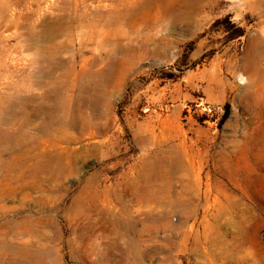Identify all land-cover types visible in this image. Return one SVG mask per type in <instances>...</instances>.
<instances>
[{
	"label": "rangeland",
	"instance_id": "obj_1",
	"mask_svg": "<svg viewBox=\"0 0 264 264\" xmlns=\"http://www.w3.org/2000/svg\"><path fill=\"white\" fill-rule=\"evenodd\" d=\"M100 1L0 0V264H264V0Z\"/></svg>",
	"mask_w": 264,
	"mask_h": 264
},
{
	"label": "bare ground",
	"instance_id": "obj_2",
	"mask_svg": "<svg viewBox=\"0 0 264 264\" xmlns=\"http://www.w3.org/2000/svg\"><path fill=\"white\" fill-rule=\"evenodd\" d=\"M74 1H77V0H74ZM83 1L85 2V0H82V2ZM132 2H133V0H101L100 4L101 3H105V8H104V10L100 9V12L101 11H103V12L100 13V15H99L98 14L99 11H98L96 16L91 11H85L84 14H81V15L79 14L78 15L76 11H79V10H77V8L76 9L73 8V10L76 12L75 15H77L78 17L77 18L74 17V18H71L70 20H67V24L63 27V29H64L63 31H65V32L69 31V33H72L73 32L72 28L77 26V27H79V29L81 28V31H83V32H85V31L90 32V40H91V42L96 46L97 49H99V51L100 50H103V52L106 51L108 53V58H113L114 54H120L121 55L123 52H125L127 50V48L125 47V44H124L125 42H127V41L134 42V40L135 41H139V40H141V38L144 37V36L141 37V30H138V28H135V27L130 25V21L133 18L139 17L137 12H136V10L139 9L140 10V14L142 15V11L145 9V7H144V5L142 7H134L136 4L134 5L135 2H133V3ZM131 7L134 8L135 10L134 9L131 10L132 9ZM157 21L158 20H156V22ZM152 22H155V21H152ZM144 24H145V21H144ZM141 25H143V23H141ZM128 29L129 30L131 29V32ZM74 34H76V33H74ZM48 40H50V39H48ZM48 40H46L47 43H49ZM143 40L147 44V43H149L152 40V38L148 36V37H144ZM258 40L259 41H258V47H257V54H258V56L261 57L262 55H264V39L262 37H260ZM141 44H143V43H141ZM54 57H56V56H54ZM52 60H53V57H52ZM50 63H52V61ZM90 64H91V62H90ZM74 74H77V73H74ZM77 77H81V76H77ZM7 123H8V121H7ZM75 126H76V124H75ZM23 131L19 132L16 135V137H13V136H11V135L6 133L4 136L0 137V144L8 142L10 144H14L15 147H17V148H23V147H25V145H23V144L25 143V141L27 139L32 141V142L37 140V137H35V136L31 137L26 132H23ZM65 159L68 160L67 157H65ZM56 161H57V159H56ZM55 164L58 165L57 168H59L60 172L63 173L64 171H67V169H66L67 167L65 168L63 163H61V164L55 163ZM40 167H41V169L45 168V167H43L42 164L37 166L38 169ZM37 168L33 170L32 175L36 174Z\"/></svg>",
	"mask_w": 264,
	"mask_h": 264
}]
</instances>
